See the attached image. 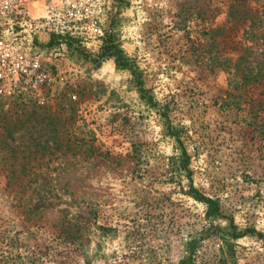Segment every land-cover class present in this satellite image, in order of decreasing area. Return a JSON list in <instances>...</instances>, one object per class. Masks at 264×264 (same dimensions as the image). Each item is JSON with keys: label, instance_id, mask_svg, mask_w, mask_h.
I'll return each mask as SVG.
<instances>
[{"label": "rangeland", "instance_id": "obj_1", "mask_svg": "<svg viewBox=\"0 0 264 264\" xmlns=\"http://www.w3.org/2000/svg\"><path fill=\"white\" fill-rule=\"evenodd\" d=\"M230 2L127 0L110 25L132 68L100 58L104 39L38 42L40 77L0 84V264H178L193 239L198 264H264V78L246 77L264 23L231 36Z\"/></svg>", "mask_w": 264, "mask_h": 264}, {"label": "built area", "instance_id": "obj_2", "mask_svg": "<svg viewBox=\"0 0 264 264\" xmlns=\"http://www.w3.org/2000/svg\"><path fill=\"white\" fill-rule=\"evenodd\" d=\"M118 0H0V84L21 87L41 66L38 42L53 35L102 43ZM40 77V75H37Z\"/></svg>", "mask_w": 264, "mask_h": 264}, {"label": "trees", "instance_id": "obj_3", "mask_svg": "<svg viewBox=\"0 0 264 264\" xmlns=\"http://www.w3.org/2000/svg\"><path fill=\"white\" fill-rule=\"evenodd\" d=\"M126 1L127 0H119V2L117 3V9L119 6H121ZM117 15H118V10L115 13L114 19H116ZM114 19L112 23H115ZM227 22L231 23V25L227 28V31H229L231 36L235 37L239 29L241 28V26L244 24H249L250 28L254 29L259 23H264V8L259 9V8L253 7L248 4V0H231L229 4ZM112 25L113 24L110 25L108 31L106 32V35L104 37V41L101 47V53L99 56L102 59L107 58V57H115L117 65L132 68V63L130 62V60H129L130 63H128V59H127L128 57L124 54V51L115 43L113 39V36H112L113 32L111 28ZM212 33L213 35H216L218 34V30L216 29L212 30ZM79 43L81 44L82 42L75 38H67V37H61L60 35H53L51 37V40L46 42V45H61V44L74 45V44H79ZM246 77L249 78L248 80H256L258 82H261L262 78H264V67L258 66L254 68L253 71L249 75H246ZM140 88H141L140 89L141 91L145 90V92L148 93L146 97L149 101H151L152 95L149 94V90H146L142 86V81H140ZM260 104L264 106V103L260 102ZM164 114H165V118L169 120L165 112L163 113V115ZM9 121L12 122L11 125L9 126V128L11 127L12 130H15L17 128L18 122L21 123L20 124L21 126L25 124L24 121H21V119L19 118L18 120L9 119ZM59 121L62 122L63 120L60 119ZM57 122L55 123L57 124ZM171 128H173V131L176 132V130L174 129L172 125H171ZM174 134L180 140V135L178 133H174ZM54 141L58 147L66 143L67 148L69 150H73L74 152H80L83 149V147L87 144L85 139L78 141V140L73 139L72 137H57L56 136ZM86 150L87 151L85 152L92 154L93 145H90L88 149ZM188 158L189 157L187 155L186 149L183 148L182 153H180V156H178L179 163L182 167L187 166ZM188 193L206 205V217H207L208 222L210 223L209 224L210 227L215 229L217 228V226H220V223L222 219L225 217V215L221 209V206L218 200L204 195L193 185H191ZM226 228H228V230L225 232L227 234H230L231 237L233 238H238L240 236H243L246 233V231L239 232L238 227L234 224L233 221H231L230 224ZM198 242L199 241L197 239H193L189 243L188 248H187V255L178 264H198L195 258V253L197 250Z\"/></svg>", "mask_w": 264, "mask_h": 264}]
</instances>
